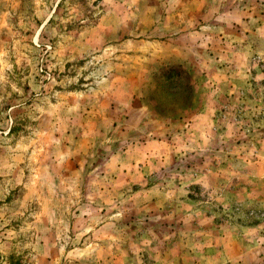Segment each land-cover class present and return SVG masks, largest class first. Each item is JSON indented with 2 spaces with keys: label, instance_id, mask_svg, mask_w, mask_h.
<instances>
[{
  "label": "rangeland",
  "instance_id": "obj_1",
  "mask_svg": "<svg viewBox=\"0 0 264 264\" xmlns=\"http://www.w3.org/2000/svg\"><path fill=\"white\" fill-rule=\"evenodd\" d=\"M0 264H264V0H0Z\"/></svg>",
  "mask_w": 264,
  "mask_h": 264
},
{
  "label": "crops",
  "instance_id": "obj_2",
  "mask_svg": "<svg viewBox=\"0 0 264 264\" xmlns=\"http://www.w3.org/2000/svg\"><path fill=\"white\" fill-rule=\"evenodd\" d=\"M230 68L232 69V67H230ZM231 69H230V70H231ZM230 84H231V81H230ZM243 244H244V242H243Z\"/></svg>",
  "mask_w": 264,
  "mask_h": 264
}]
</instances>
